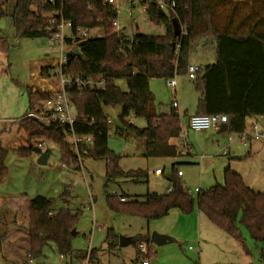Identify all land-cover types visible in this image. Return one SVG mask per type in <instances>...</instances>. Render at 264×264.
<instances>
[{
  "label": "trees",
  "instance_id": "16d2710c",
  "mask_svg": "<svg viewBox=\"0 0 264 264\" xmlns=\"http://www.w3.org/2000/svg\"><path fill=\"white\" fill-rule=\"evenodd\" d=\"M143 3L147 5L145 11L149 18L164 25L163 34L136 33L129 37L116 30L113 21L118 17L117 10L105 0H16L13 8L16 38H49L50 33L44 27L50 18L62 16L71 21L73 37L65 40L67 47H71L70 56L62 72L105 76V89L82 92L72 89L71 94L77 110L74 129L93 136V149L88 157L105 160L106 185L118 178L139 181L148 176L145 169L124 171L120 167V156L108 147L110 122L106 108H121V126L116 127V133L129 132L144 140L146 156L181 154L178 146L169 141L178 132L179 113L175 108L168 113H154L150 79H173L187 74L189 52L201 41H215L216 59L200 66L195 78L200 94L196 114H227L231 133L243 132L248 117L264 115V0H144ZM6 4L7 1L0 2V17L8 15ZM173 18L179 25L176 34ZM77 27L101 29L102 34L81 38L77 36ZM2 39L3 47L8 49L6 39L3 36ZM75 49L81 55H74ZM48 68L43 67L42 76H46ZM121 80L126 82V90L118 85ZM52 93L51 89L28 91V110ZM130 116L145 118L146 126L133 124ZM184 116L190 117L187 112ZM19 122L29 139L59 144L62 163L71 166L77 161L70 150L65 126L44 125L27 117ZM35 146L38 145L29 143L16 151L20 156H27ZM8 151L9 147L0 145V182L7 174ZM176 164H172V170ZM179 177L177 172L171 176L172 189L168 192L148 193L143 199L113 194L107 197L108 205L115 211L147 220L162 218L172 209L186 214L197 209L250 253L242 227L245 228L257 247H261L264 257V191L253 190L230 167L225 169L223 185L200 189L195 196L188 193ZM70 198L69 192H64L62 199L66 205L59 209L52 207L51 198L41 194L27 201L29 225L24 231L27 256L30 254L40 261L46 248L53 246L68 259L67 264L86 257L88 250H76L72 244L81 211H72L68 205ZM9 235L8 230L0 235V249ZM140 241H146L148 256L150 233L133 239L137 258L142 254L138 248ZM105 242L109 249H115L119 237L109 229ZM97 253L98 249L91 248V259L97 260Z\"/></svg>",
  "mask_w": 264,
  "mask_h": 264
},
{
  "label": "rangeland",
  "instance_id": "374dc122",
  "mask_svg": "<svg viewBox=\"0 0 264 264\" xmlns=\"http://www.w3.org/2000/svg\"><path fill=\"white\" fill-rule=\"evenodd\" d=\"M6 1L8 15L0 17V37L6 39L8 48L4 49L0 45V145L9 147V151L5 160L7 174L0 182V235L8 230L9 234L15 232L20 237L21 242L18 244L22 250L18 251L21 258L16 260L17 264L26 263L28 252L24 241V231L29 225L27 198L38 194L47 196L52 199V207L59 209L66 205L62 199L66 191L71 196L69 207L73 212L81 211L72 241L73 247L79 251L98 249L97 260L100 264H136L137 248L133 242L123 246L119 244L115 249L108 248L105 239L109 229L118 235L119 241L120 236L129 237L133 241L137 236L151 234L153 231L175 238L176 241L163 245L150 243V264H245L249 261L253 264H264L261 247L255 246V241L245 228L242 227L252 256L236 238L221 230L197 209L188 214L172 209L162 218L147 220L139 215L110 208L107 201L109 195L143 199L148 193H165L171 185V176L176 174L172 170V158L146 156L144 140L129 132H123V135L116 133V127L121 126L119 106L106 108V113L112 120L108 147L120 156L119 165L124 171L147 170L148 176L139 181L123 178L106 185L105 160L87 157L84 161V172L79 168L62 167L59 144L50 140L41 142L29 139L19 122L28 111V91L43 89L48 82L54 87L53 90L58 88V77L56 74L52 75V71H58L60 51L57 43L48 37L16 38L13 26L16 0ZM133 1V6L130 0H121L117 5L114 4L118 7L119 23L126 27V32L163 34L164 25L149 18L143 0ZM100 34L101 29L92 32V36ZM49 43L53 49L47 48ZM208 43L211 40L204 41V44ZM215 45L213 41L210 45L199 44L193 47L188 55L189 61L196 65L204 64L206 53L213 52ZM70 49L71 47L65 45V51ZM46 66H52V69L48 68L51 73L44 83L41 72ZM169 80L153 78L150 81V89L154 95V113H168L173 109L175 99L180 106L185 105L188 112L194 113L199 98L195 79L189 78L188 73L178 75L175 77L176 87H170L167 84ZM118 85L123 90L127 89L124 80L119 81ZM129 120L138 127L147 124L143 117L130 116ZM228 135L234 137L233 142H229ZM186 137L192 144V155H181L180 163L176 165L184 173L179 178L185 189L200 187L208 190L215 184L223 185L225 169L230 167L234 172L243 175L246 184L253 190L264 191V143L255 140L257 142H253L250 151L236 139V134H217L212 129L189 130ZM178 140L179 138L173 136L169 141L175 143ZM29 143L36 144L43 150H51L45 165L37 162L38 154L34 151L27 156L17 153V148L28 146ZM229 143H232L230 153L223 154L222 148ZM201 154L203 156L199 157ZM157 167L163 168L162 174L155 173ZM7 242L5 249L18 250L16 247L12 248L16 240L9 239ZM45 255L46 264L59 263V254L56 251L47 249ZM10 260L0 263L12 264Z\"/></svg>",
  "mask_w": 264,
  "mask_h": 264
},
{
  "label": "built area",
  "instance_id": "2783aa9c",
  "mask_svg": "<svg viewBox=\"0 0 264 264\" xmlns=\"http://www.w3.org/2000/svg\"><path fill=\"white\" fill-rule=\"evenodd\" d=\"M6 0H0V2ZM53 1V0H48ZM121 0H105V2L112 4L118 12L117 5ZM131 3L133 0H130ZM147 5H145V8ZM113 25L116 30H120V23L118 18L113 21ZM72 22L65 20L62 16L59 19L50 18L44 27V30L50 33V40L57 43V49L60 51L59 58L60 64L58 71H52V75L58 77V88L52 90V94L47 98L37 102L33 109L28 110L25 117L39 121L44 125L58 124L66 127V137L70 144V150L76 155L77 161L72 165L83 171V162L86 157L89 156L93 149L94 138L91 134H80L75 131L74 124L77 118V110L75 103L72 100V89L78 91H85L88 89H105L106 78L103 74L98 76H83L80 74H65L62 72V66L67 62L70 53L65 51V40L67 37L72 36ZM93 29H86L77 27V36L81 38H88L92 36ZM73 37V36H72ZM65 44V45H64ZM53 49V46H50ZM200 67L198 65L191 64L188 67V77L195 79ZM51 73V72H50ZM177 84L175 78L168 81V85L175 87ZM173 108H178L177 100L173 101ZM250 125L241 132L236 134V139L243 144L248 145L250 140L264 141V115L255 116L252 118ZM108 121L112 120L109 117ZM222 124L228 125L229 132V116L225 113L219 114H193L186 118L184 115L179 114V121L177 123L178 132L176 136L180 137L184 142L186 140L187 129L199 131L208 129H219ZM229 141L234 140V137L228 135ZM223 154H228V150L224 149ZM63 166H68L62 163ZM162 169H157L155 173H161ZM179 175H182V170H178ZM172 187L168 188L170 191ZM200 191L199 187H195L193 190H188V193L193 195ZM122 200H125L122 197ZM192 249L191 246H189ZM139 249L142 252V257L138 264H150L148 256L144 255L148 252L147 243L145 241L140 242ZM61 258H65L64 255H60ZM25 264H44L39 263L28 254ZM2 264V263H0ZM70 264H100L97 260L91 259L90 250L86 257L80 261H72ZM260 264H263L262 262Z\"/></svg>",
  "mask_w": 264,
  "mask_h": 264
},
{
  "label": "crops",
  "instance_id": "0c3cea01",
  "mask_svg": "<svg viewBox=\"0 0 264 264\" xmlns=\"http://www.w3.org/2000/svg\"><path fill=\"white\" fill-rule=\"evenodd\" d=\"M144 1V0H143ZM134 2V1H133ZM132 2V3H133ZM131 3V4H132ZM132 6H133V4H132ZM143 6H144V8H145V5H144V3H143ZM119 21V20H118ZM121 26V25H120ZM96 29H93L92 31L94 32ZM120 30L125 34V35H127V36H129V37H132L134 34H130V33H128V32H126V27L125 26H121L120 27ZM49 40H50V38H49ZM3 39L2 40H0V45H2V43H3ZM213 41L214 40H211V43L213 44ZM215 42V41H214ZM211 43H208V44H204V41H201V42H199V44H202V45H210ZM198 44V45H199ZM50 46H52V44L51 43H49L48 45H47V48L48 49H51L50 48ZM2 47H3V45H2ZM4 48V47H3ZM54 48H55V46H54ZM5 49V48H4ZM213 50V49H212ZM215 59H216V45H215V49L213 50V52H209V53H206V60L204 61V64H202V65H198L199 67L200 66H204V65H206V64H210V63H213L214 61H215ZM188 61H189V59H188ZM191 64H193L192 62H190L189 61V65H191ZM194 65H196V64H194ZM46 67H49L50 69H52L51 67L52 66H46ZM1 69V68H0ZM49 69V71L46 73V76L44 77L43 76V81H44V83H46V77H48L47 76V74L49 73V72H51V70ZM0 72H2V70H0ZM151 79H153V78H151ZM151 79H150V81H151ZM167 84H168V82H167ZM47 86H45V88H43V89H51V90H53V86L51 85V84H49V82H48V84H46ZM176 86H177V84H176ZM175 86V87H176ZM171 87V86H170ZM197 91V90H196ZM197 93H198V95L200 96V94H199V92L197 91ZM198 100H199V98H198ZM177 103H178V101H177ZM197 104H198V102H197ZM28 107H29V99H28ZM176 110H177V112L179 113V114H181V115H184V113L185 112H187L189 115H193V114H196V111H197V108H196V111L194 112V113H190V112H188V110H187V108L185 107V105H182V106H180V104L178 103V108H176ZM183 111V112H182ZM170 112V111H169ZM253 117H248L247 119H246V124H247V126H249L250 125V122L253 120L252 119ZM190 129H187V132H186V136H187V133H188V131H189ZM212 130H214L217 134H219V133H226V132H221L219 129H212ZM228 134H229V132H228ZM176 138H179V140H178V142L180 143H178V142H175L174 144H176L177 146H178V149L179 150H181V154L180 155H177V156H174V157H171L170 156V158H172V162H171V166H172V164H174V163H180L179 161V159H181V155H192L191 154V149H192V144L187 140V137H186V140H185V142H183V140L180 138V137H178V136H175ZM229 140V139H228ZM234 140H232V141H229V142H233ZM171 142V141H170ZM253 142H257V141H255V140H250L249 141V143H248V145H246V144H243L244 145V147H246V148H248L250 151H251V149H252V144H253ZM259 142H262V143H264V141H259ZM179 145L181 146V147H179ZM231 145H232V143H229L227 146H224L223 148H222V151L224 150V149H227L228 150V154L230 153V148H231ZM186 146V147H185ZM185 147V148H184ZM250 151H248V154L250 153ZM35 152V151H34ZM223 153V152H222ZM184 155V156H185ZM203 156V154H201L199 157H202ZM167 157H169V156H167ZM49 159V158H48ZM85 159H87V157L85 158ZM85 159H84V161H85ZM48 161V160H47ZM62 164V163H61ZM176 164V165H177ZM62 167H70V168H77L75 165H73V166H63L62 165ZM83 168H84V162H83ZM157 169H160L159 167H157L156 169H155V171L157 170ZM178 170H180V169H178L177 167H175V171L176 172H178ZM163 168H162V172L161 173H156V174H162L163 173ZM82 172H84V169H83V171ZM184 175V173H182V175H180V177L181 176H183ZM242 177H243V175H242ZM244 178V177H243ZM118 179H123V178H118ZM245 181V180H244ZM246 183V182H245ZM248 185V184H247ZM249 186V185H248ZM169 187H171V185L169 186ZM168 187V188H169ZM200 188V187H199ZM201 189V188H200ZM167 192H168V189H167ZM125 199H126V197H124ZM29 200V198H27V201ZM18 231V230H17ZM166 230H162V232H165ZM75 233H76V231H75ZM243 234H244V231H243ZM20 237L17 235V233H16V235H15V232H12L9 236H8V238H7V240L3 243V245H2V248L0 249V261H7L8 259H11L10 260V263H12V264H17V261L16 260H20V258H21V256H20V254H19V252L18 251H20V250H22L21 248H20V245L18 244V243H20L21 242V240L19 239ZM25 238V237H24ZM16 240L17 242H16V244H12V248L13 247H16V248H18V250H15V251H13L12 249H5L6 247L5 246H7L8 245V240ZM25 241V240H24ZM255 246H257L256 244H255ZM47 249H51L52 251H56L57 253H58V251L56 250V248L55 247H53V246H49V247H47L46 248V251H47ZM249 252L252 254V252H251V250L249 249ZM250 253H248L249 255H250ZM59 254V253H58ZM250 256H252V255H250ZM142 257V254H140L139 255V257L137 258V256H136V258H135V261H136V264H138L139 263V260H140V258ZM46 258V255H44V257H43V259H41L40 260V262L39 263H44V264H46L45 263V261H44V259ZM73 261H80V260H77V259H74ZM98 261V260H97ZM68 263V259L65 257V258H61L60 257V254H59V263H57V264H67ZM3 264V263H2ZM21 264H23V263H21ZM48 264H54V263H48ZM195 264H200V263H196L195 262ZM239 264H244V263H239ZM245 264H253L251 261H249L248 263H245Z\"/></svg>",
  "mask_w": 264,
  "mask_h": 264
},
{
  "label": "water",
  "instance_id": "95a60500",
  "mask_svg": "<svg viewBox=\"0 0 264 264\" xmlns=\"http://www.w3.org/2000/svg\"><path fill=\"white\" fill-rule=\"evenodd\" d=\"M173 25H174V31L175 34L178 32L179 29V25H178V21L176 18H173ZM74 55H81V53L75 49L73 51ZM219 130L221 132L227 131L228 130V125L227 124H222L219 128ZM34 151L38 154V158H37V162L41 165H45L47 163V160L50 156L51 150L49 148L43 150L42 148H40L39 146H35L34 147ZM75 233V231H74ZM150 241L156 245H163L169 242H173L176 241L175 238H173L172 236L165 234V233H160L158 231H153L150 234ZM132 242V239L129 237H124V236H120V241L119 244L121 246L126 245L127 243Z\"/></svg>",
  "mask_w": 264,
  "mask_h": 264
}]
</instances>
